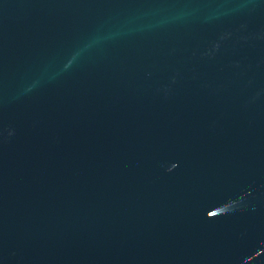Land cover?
I'll return each mask as SVG.
<instances>
[{
  "label": "water",
  "instance_id": "95a60500",
  "mask_svg": "<svg viewBox=\"0 0 264 264\" xmlns=\"http://www.w3.org/2000/svg\"><path fill=\"white\" fill-rule=\"evenodd\" d=\"M0 264H264V0H0Z\"/></svg>",
  "mask_w": 264,
  "mask_h": 264
}]
</instances>
